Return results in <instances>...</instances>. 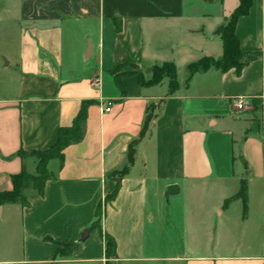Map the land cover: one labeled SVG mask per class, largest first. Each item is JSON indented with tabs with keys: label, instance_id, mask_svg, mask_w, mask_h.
Segmentation results:
<instances>
[{
	"label": "crops",
	"instance_id": "obj_1",
	"mask_svg": "<svg viewBox=\"0 0 264 264\" xmlns=\"http://www.w3.org/2000/svg\"><path fill=\"white\" fill-rule=\"evenodd\" d=\"M238 6L3 1L0 22L8 17L14 28L0 36L9 31L15 44L2 67L10 83L0 96V192L12 191L23 170L36 173L37 159L21 151L49 150L88 107L81 141L64 151L62 166L49 163L43 195L28 193V207L0 206L8 258L0 264H264V0H252L235 29L241 51L258 58L240 74L212 68L189 80L190 65L222 59L215 32ZM167 63L177 69L174 94L167 78L141 86L135 75L122 78L123 93L112 73L136 69L148 83ZM236 98L244 110L232 106ZM243 181L246 207L233 200ZM172 186L179 191L167 198ZM105 236L115 241L113 259ZM78 242L70 258H56L59 245Z\"/></svg>",
	"mask_w": 264,
	"mask_h": 264
},
{
	"label": "trees",
	"instance_id": "obj_2",
	"mask_svg": "<svg viewBox=\"0 0 264 264\" xmlns=\"http://www.w3.org/2000/svg\"><path fill=\"white\" fill-rule=\"evenodd\" d=\"M252 6V0H239V6L232 14L230 20L226 25L221 26L215 32V35L220 36L223 41V57L220 61L213 59H203L195 64L190 65L189 80L197 73L206 72L212 68L220 70L223 73H227L231 70H236L238 74L252 61L258 58L257 55H245L240 49V43L236 36L235 29L237 22L240 18L248 15ZM117 28L120 29V21L115 20ZM116 84L119 89L125 93V88L122 83V78L128 75H135L141 86L157 85L164 79H169L170 94H174L178 90L177 81V69L173 64H164L156 66L152 69V79L148 83L145 82L143 75L141 74H128L120 73V69H116L112 72ZM87 107L85 103L78 116L74 120L71 127L61 128L58 132V140L56 144L47 151L44 152H32L27 154L23 151L19 153L21 157L31 156L37 159L38 165L35 174H30L26 170H23L20 174L12 177L13 189L10 192H0V206L3 205H20L22 207H28V193L33 192L38 195H43L45 185L48 181L53 179V175L48 170V165L51 161L57 160L61 166L64 163V151L71 145L77 144L81 141L83 135V127L87 119ZM150 119V118H149ZM126 174V171L118 174V177H122ZM247 185L245 181L241 183V189L239 194L233 198H241L246 200ZM114 197V195L112 196ZM232 201V200H230ZM230 201L225 203V207L228 206ZM246 207V201H245ZM100 211L97 215V221L93 224L91 229L95 230L99 228ZM106 243V256L108 259H113L116 256L115 241L110 236H105ZM79 242L71 245H59L61 248H68V253H62L59 249L56 252V258H70L76 251Z\"/></svg>",
	"mask_w": 264,
	"mask_h": 264
},
{
	"label": "rangeland",
	"instance_id": "obj_3",
	"mask_svg": "<svg viewBox=\"0 0 264 264\" xmlns=\"http://www.w3.org/2000/svg\"><path fill=\"white\" fill-rule=\"evenodd\" d=\"M4 0H0V8L2 7ZM230 20V18H229ZM228 20V21H229ZM14 28V23L9 20L8 17L4 18L3 22H0V29H5V30H13ZM14 44H15V37L9 34V31H7L5 36H0V96L5 97L8 92H7V84L9 82V73L7 71H4L2 68L3 66L8 67L9 61L13 58V53H14ZM5 51V56H1L2 52ZM136 74H140L141 72H138L136 69L133 70ZM143 77L144 74L142 73ZM10 83V82H9ZM3 87L6 90H3ZM5 95V96H4ZM15 249L16 253L18 254L17 258L20 256V250H21V245L19 243L15 244ZM62 253H68L69 249L68 248H61L60 249ZM7 255V251L3 250V246L0 244V261H3L8 258H4V256ZM13 258V259H17Z\"/></svg>",
	"mask_w": 264,
	"mask_h": 264
},
{
	"label": "water",
	"instance_id": "obj_4",
	"mask_svg": "<svg viewBox=\"0 0 264 264\" xmlns=\"http://www.w3.org/2000/svg\"><path fill=\"white\" fill-rule=\"evenodd\" d=\"M89 53H91V47H89ZM178 191L179 190L176 187L172 186V187L168 188L166 197L168 198L170 195H174ZM89 237H90V232L85 231L80 238V243L85 242Z\"/></svg>",
	"mask_w": 264,
	"mask_h": 264
},
{
	"label": "built area",
	"instance_id": "obj_5",
	"mask_svg": "<svg viewBox=\"0 0 264 264\" xmlns=\"http://www.w3.org/2000/svg\"><path fill=\"white\" fill-rule=\"evenodd\" d=\"M232 106L239 111H242L246 108V103L240 98H236L232 101ZM105 112H110V109H106Z\"/></svg>",
	"mask_w": 264,
	"mask_h": 264
}]
</instances>
